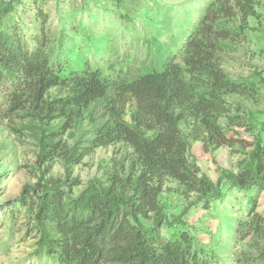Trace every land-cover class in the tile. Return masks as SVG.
I'll use <instances>...</instances> for the list:
<instances>
[{
    "label": "trees",
    "instance_id": "trees-1",
    "mask_svg": "<svg viewBox=\"0 0 264 264\" xmlns=\"http://www.w3.org/2000/svg\"><path fill=\"white\" fill-rule=\"evenodd\" d=\"M24 2L0 0L1 117L28 110L50 125L40 139L39 155L46 161L63 156L67 164H78L97 147L122 141L136 155L128 176L113 172L110 182L95 178L77 194L76 183L67 179L26 185L9 213L14 220L21 206H29L38 235L36 255L50 264H227L217 250L197 244L184 219L189 206L179 215L166 213L159 195L169 177L179 182L184 195L195 194L205 210L226 199L223 185L229 184L236 202L248 205L231 226L246 243L233 264H264V212L258 210L264 191V134H257L240 170L224 171L217 182L188 154L191 140L233 145L234 136L220 122L228 112L226 97L255 98L264 85L260 73L256 80L231 77L222 62L225 40L233 31L221 21L238 17L244 29L250 17L259 15L255 0H212L162 69L143 72L134 60L126 67L111 60L108 73L91 65L88 48L82 53L77 40L66 41L61 33L53 44L50 17L42 7L33 15L35 31L27 39L19 14ZM90 30L79 35L102 49L98 38L104 33ZM66 49L70 54H63ZM55 87L66 89L65 94L49 97ZM131 103L135 107L128 119ZM86 113L95 123L89 144L68 146L56 140Z\"/></svg>",
    "mask_w": 264,
    "mask_h": 264
},
{
    "label": "rangeland",
    "instance_id": "rangeland-1",
    "mask_svg": "<svg viewBox=\"0 0 264 264\" xmlns=\"http://www.w3.org/2000/svg\"><path fill=\"white\" fill-rule=\"evenodd\" d=\"M212 0H25L19 14L23 18V32L29 39L34 32L31 20L39 7L49 14L55 44L61 33L66 41L77 40L82 44L81 52L88 48L91 65H99L106 73L112 61L118 65L130 63L141 71L162 69L168 54L177 53L185 39L203 17ZM258 16L249 18L248 26H240L238 17L222 20L233 31V36L225 40L223 67L231 77L256 80L260 73L264 77V0H255ZM95 30L104 33L98 38L103 50L98 52L88 44V38L79 34ZM126 27V28H125ZM79 44V47L81 46ZM93 47V48H92ZM56 46L55 50L58 51ZM69 49L63 54H70ZM101 54V55H99ZM66 89L55 87L49 97L64 95ZM228 112L220 122L234 136L233 145L215 147L203 140H191L188 151L203 173L217 182L224 171L238 172L249 157L254 140L259 132L264 134V85L260 84L258 94L244 97L230 94L227 97ZM135 107L131 103L128 116ZM55 121L52 126L56 125ZM48 127L37 120L28 110H22L12 118L0 115V264H50L47 257H38L37 230L29 206H21L20 212L12 220L10 207L17 201L26 185L37 186L39 182L51 179H67L74 193H79L91 180L100 178L110 182L113 172L121 176L130 174L129 168L136 155L126 142L111 143L97 147L86 155L81 163L67 164L63 156L54 160L40 157L42 132L49 134ZM95 123L86 113L68 130L57 137L62 144H89L95 133ZM226 199L214 202L205 210L196 203V195L190 197L182 193L177 180L167 177L159 195L160 203L168 215H179L188 206L184 217L186 226L195 237L197 244L206 249H215L227 264H233L237 252L246 247L244 241L236 238L231 229L236 214H245L248 205L236 202L237 193L223 185ZM241 196V195H240ZM238 201V200H237ZM195 202L194 204H192ZM260 212H264V191L259 197ZM150 220H146L150 224ZM172 230V226L165 227Z\"/></svg>",
    "mask_w": 264,
    "mask_h": 264
}]
</instances>
